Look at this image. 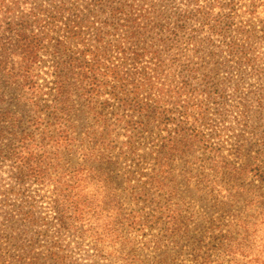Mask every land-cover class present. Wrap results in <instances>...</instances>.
I'll list each match as a JSON object with an SVG mask.
<instances>
[{
  "label": "trees",
  "instance_id": "trees-1",
  "mask_svg": "<svg viewBox=\"0 0 264 264\" xmlns=\"http://www.w3.org/2000/svg\"><path fill=\"white\" fill-rule=\"evenodd\" d=\"M8 1L0 0V81L18 94L16 114L0 113V170L9 169L10 184L1 192L5 198L1 203L14 209L24 232L42 240L44 252L34 262L72 264L64 245L68 238L80 254L88 242L92 264L105 259L102 249L113 248V236L122 242L129 229L133 233L154 229L158 248L171 241L176 230L173 247L187 242L192 264H264V87L253 88L250 103L241 101L244 94L239 91L247 81L264 83V0H204L203 5L184 0L171 28L144 23L152 11L136 0H85L93 9L78 21L71 17L64 28L57 22L73 11L75 0H44L15 19L16 9ZM241 1L245 10L238 15ZM240 17L247 22L236 23ZM52 33H62V39ZM173 49L190 51L192 58L180 65L181 56L169 58ZM44 55L51 59L54 81L46 94L38 83ZM193 58L203 64L208 59L213 69L198 75ZM67 81L78 84L73 85L78 95ZM108 81H116L124 93L126 81H133L132 89L126 98L101 100L99 92ZM155 81L170 83L162 88ZM228 84L233 85L231 95L224 89ZM153 93L156 98H150ZM196 93L201 96L194 97ZM75 116L86 121L83 140ZM116 127L128 134L123 160L133 156L134 144L150 130L165 135L147 183L123 196L110 176L111 130ZM237 128L242 131L234 134ZM233 137L235 149L228 150L237 157L240 142L250 140L256 150L240 166L224 157L223 140ZM175 162L181 164L177 176ZM183 178L185 192L178 189L177 179ZM50 187L48 197L40 195ZM190 188L230 219L229 229L211 249L221 256L215 261L207 252L198 256L204 247L191 243L189 221L172 215L175 207L186 208V202L188 207L187 198L194 194ZM173 197L179 203L174 204ZM36 198L48 200L55 211L51 222L37 215ZM13 202L16 205H10ZM107 204L116 210L114 218L106 215L115 223L114 235H105L106 229L97 225ZM141 204L138 211H128ZM119 207L128 210L122 213ZM51 225L53 236L46 234L45 227ZM40 226L44 230L38 232ZM26 251L8 257L0 253V264H22L31 255ZM116 253L106 259L108 264H181L170 255L150 261L119 249Z\"/></svg>",
  "mask_w": 264,
  "mask_h": 264
},
{
  "label": "rangeland",
  "instance_id": "rangeland-1",
  "mask_svg": "<svg viewBox=\"0 0 264 264\" xmlns=\"http://www.w3.org/2000/svg\"><path fill=\"white\" fill-rule=\"evenodd\" d=\"M28 3V5L24 4V2ZM44 0H9L6 2V4L11 7L15 8V14L12 16L13 19L17 17L20 13H27L31 5H39L43 3ZM77 2V5H74L72 12H65L61 18L57 22V25L59 28H64V24L68 23V20L72 17L74 21H78L80 18L83 19L87 14V9L92 10V7H88V3L85 0H75ZM206 2L209 0H205ZM165 4H164V3ZM200 4L203 5L206 2L204 0H199ZM136 3H144L146 7L150 9V12L152 11V14L148 15V19L144 21V23L151 22L152 26H164L171 28L173 27L175 23V19L178 13H180L181 9H183L182 5L184 3V0H136ZM245 2L241 1L238 4V8L241 9V11L237 10L238 15L240 13L244 12V6ZM153 7V10H152ZM71 8V7H70ZM80 17V18H79ZM247 18L240 17L239 19H236V23L245 24L247 22ZM191 24L189 25V27ZM57 27V28H58ZM253 28L255 30V33H257L258 27L257 25H253ZM62 33L56 34L52 33L51 36L54 38H61ZM53 39V38H52ZM62 39V38H61ZM261 54H263V50L260 51ZM177 55L181 56V62L180 65H184L185 59L192 58L190 55V51H184L182 49L175 50L173 49L170 52L169 58H176ZM185 55V57H183ZM204 54L202 53L199 57H202ZM203 58V57H202ZM194 59V58H193ZM199 59V58H197ZM194 59L193 63H196L198 66L197 69H200L198 71V75H201L202 73H208L210 69H213V65L209 64L208 59H205L206 62L203 64L201 60ZM44 63L41 65V69L38 70V74L40 76V79L38 81L39 86L42 88L43 94L47 93V88L52 86V65H51V59L49 56H43ZM47 61V62H46ZM68 85L71 88L72 93L78 95L80 93L79 90H76V88H73V85L76 84L75 81H67ZM159 87L165 88L166 85H168L169 81H155ZM180 81H171V83L176 84ZM127 88H125V93L119 91L116 86L118 83L116 81H108V85L105 86L104 89L100 90V96L101 100L106 99H114L116 98H126V96L129 95V92L131 88V84L133 81H126ZM193 83L196 85L197 83H200V81H196ZM235 83V81H233ZM248 83V84H246ZM243 83L239 86V91L241 94L240 97L242 98L241 101L246 100L249 101L247 103H250L253 94L250 92L253 90L254 87H264V83H257V81H250ZM198 87V86H196ZM201 89V88H200ZM224 89L227 90L226 95H231L233 93V85H224ZM18 92L14 89V87L9 86L5 83V81H0V113H12L16 114L17 112V105H16V97ZM156 93H153L150 98H156ZM196 95L201 96L200 94L196 93L193 94L195 97ZM75 96V95H73ZM118 96V97H117ZM43 100H47V97L44 96ZM242 103V102H239ZM255 118V116H254ZM259 119L261 117L258 116ZM109 120L110 117H108ZM251 120H254L250 118ZM256 119V118H255ZM258 123L260 124L261 122ZM75 122L79 134V139L83 140L84 136L82 135L83 131L86 129L87 124L86 121L83 118H79L75 116ZM112 124H114L112 120ZM232 124H226L225 126H230ZM239 131H242V128H237V131L234 132L240 133ZM126 131L123 130L121 127H116V129L111 130V138L114 141V144L111 146V160L112 164L114 166L111 167V179L113 180L116 189L115 191L120 192L123 196V193L125 194L129 192L130 189H134L135 192L140 191V188L144 186L148 179V175L152 171L153 162L152 160L156 157V153L158 149L161 147V137H164V134H161L158 129L150 130L147 132L143 137H139L137 142L134 144V153L132 157H127L124 160L120 158L121 155H125L128 152V148L126 147V141L127 136ZM246 138H248L247 135H245ZM223 142H225L223 145L226 148L224 152V157H226L227 161H230L234 164H237V166H240L243 161H247L249 157L254 155L255 148L253 145V142L250 140L248 142H240L238 145L242 146L241 150L239 149L240 156L237 157L236 152H231L228 149L232 148L234 145H236V139L235 137L232 138V140H228L227 138H224ZM215 143H218L221 145V142L215 141ZM237 148V147H236ZM125 153V154H124ZM77 160V156H74L73 163H75ZM181 164L179 162H175L172 166L175 168V175L177 176L179 173V170L181 169ZM196 168V167H194ZM8 168H3V170H0V253L4 254L6 257L8 255H14L16 253H19V255H22L21 253L25 250L27 252H31V255L29 257H26L25 261L22 264H40V262H34V258L39 255V253H43V242L42 240H37L36 237H33L32 233L29 231L24 232V228L21 226V223L19 222V218L15 216V213L13 212V208L6 207L1 203L2 200L5 198L3 195H1V192H5V189L10 186L9 181L7 180L8 176ZM179 180L181 183L178 187L181 191L185 192L187 189L182 184L183 182H186L185 178ZM192 187V186H191ZM37 189L36 187H34ZM52 187L46 188L44 192L40 191V195L47 196V191H50ZM102 193L104 194V191H106L104 188L101 189ZM189 191H192L190 188ZM194 193V194H192ZM192 195L190 198H187V202L184 205L186 208L181 207H175L173 209L172 215L176 217L177 219L179 217H185L189 222H187V230L189 231V237L191 238V243L195 244H201L200 248L204 247V250L201 251L200 254H198L199 257H202V253L207 252L210 257L211 261H215V258L221 257L219 255V252L215 250L214 253L211 252V249L213 246H217L220 238L225 235L226 231L229 229L230 225V219L226 214H224L222 211H219L215 208H212V202L207 199L206 197H202L197 191H192ZM181 198L179 199H186L185 195H180ZM32 198H35L36 196L34 194H31ZM11 199V198H8ZM15 200L11 201H17ZM125 202L124 204H126ZM173 203H179L177 197L174 199L173 197ZM15 203H11L10 205H14ZM8 205V206H10ZM16 205V204H15ZM143 205H137V207H131L128 209L120 208V211L124 213L123 211L128 210H134L138 211L141 209ZM35 209L37 215L41 217H45L48 221H52V218L56 216L55 211L51 208V205L49 204L48 200L41 201L36 198V204ZM151 207L150 205L146 208L147 214L150 212ZM110 214L112 217L116 213L115 209H112L109 204H107L106 208L101 212L102 217H100V222H97V225L100 224L102 228H105V235H114L113 229H115L113 222V219H110L106 217L107 214ZM114 218V217H113ZM120 224H118L119 226ZM126 225V224H125ZM46 228V234L49 236H53V233L55 229L51 225V227H45ZM175 230V225L172 227ZM44 227L40 226L38 227V232L43 231ZM131 232L129 236L126 235V238H124V241L118 242L115 241V236L111 238V244L113 245V248L109 250L110 247L108 245H105L102 249V257L100 259L95 260L92 264H108V261L106 259L113 258L117 256V251L121 250V252H124L125 254H133V255H141V257L146 260H160L164 255H170L175 256L176 262L181 264H192V256L190 252L187 249V242L180 243L179 246L173 247V237L176 233V230L172 233V236H169L171 238V241L169 242H163L160 243L161 246L158 248L155 246V236L158 235V232L154 229H144L142 233H133L132 229H129ZM128 230V231H129ZM178 230V229H177ZM180 236V235H179ZM126 239V240H125ZM64 245L67 247L66 253H68V256L70 260H72V264H90V258L89 256H93V251L90 246L87 243V246L83 247L82 250L85 253H78L76 251V245L73 241H69L70 239L66 238L64 239ZM73 240V239H72ZM40 242V243H38ZM38 243V244H37ZM37 245L38 248H37ZM166 251V254H165ZM200 252V251H198ZM25 253V254H26ZM141 258V259H142ZM220 259V258H219ZM111 260V259H110ZM156 260V261H157ZM225 261V260H221ZM224 264V263H223Z\"/></svg>",
  "mask_w": 264,
  "mask_h": 264
}]
</instances>
